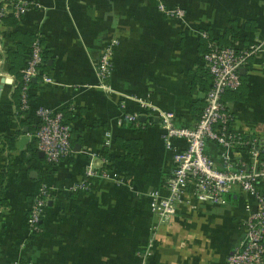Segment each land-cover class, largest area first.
Instances as JSON below:
<instances>
[{
  "label": "crops",
  "instance_id": "crops-1",
  "mask_svg": "<svg viewBox=\"0 0 264 264\" xmlns=\"http://www.w3.org/2000/svg\"><path fill=\"white\" fill-rule=\"evenodd\" d=\"M29 1L35 6L15 25L0 26V264H225L241 236L244 206L254 203L240 193L216 204L198 203L194 210L181 207L156 228L143 261L156 224L146 194L165 193L173 161L159 119L150 120L145 114L150 109L139 101L171 111L178 126H193L204 106L203 86L210 82L203 74L205 39L199 32L222 45L243 47L260 39L264 0H162L181 7L182 20L161 14L157 0ZM232 25L238 28L236 39L224 37ZM36 32L45 46L43 70L54 83L40 77L32 81L27 121L35 126L34 109L44 106L62 110L71 128L72 153L50 176L42 173L45 158L37 148V156L26 162L31 153L23 150L33 141L36 147L35 131L24 125L27 133L18 134L27 115H16L17 78L7 59L19 46L25 59ZM112 38L117 44L107 91L99 86L95 63ZM250 62L242 87L224 99L237 128L264 130V59ZM124 111L140 112L142 126L118 124ZM14 135L11 149L6 137ZM22 136L27 140L21 145ZM209 150L219 161L218 150ZM88 164L111 169L116 179L94 177L85 190L74 191ZM41 184L51 198L41 231L30 235L25 216L32 200L27 197H34Z\"/></svg>",
  "mask_w": 264,
  "mask_h": 264
},
{
  "label": "built area",
  "instance_id": "built-area-1",
  "mask_svg": "<svg viewBox=\"0 0 264 264\" xmlns=\"http://www.w3.org/2000/svg\"><path fill=\"white\" fill-rule=\"evenodd\" d=\"M34 6L29 0H0V26L8 15L19 20ZM157 8L167 18L182 20L185 16L181 7H168L162 0H157ZM199 34L207 40V50L201 60L210 82L203 94L204 106L194 125L178 126L171 111L156 109L137 99L143 108L150 109L145 113L150 120L159 119L161 139L173 161V168L163 185L165 193L153 189L146 194L156 224L151 228L152 235L141 256L144 261L150 254L156 228L171 221L181 207L194 210L198 203L216 204L223 202L227 195L240 193L252 198L254 203L244 206L247 216L241 236L227 255L225 264H264V130L237 128L235 116L224 100L226 93L238 90L242 84L239 69L248 66L251 59H264V34L243 47L236 43L222 45L206 31ZM116 44L115 38L107 42L95 63L99 86L107 91H111L107 80L112 74ZM25 61L26 65L19 70L20 79L15 83L19 88L18 116H25L30 111L29 88L33 78L54 83L43 70L45 46L40 32L34 34ZM34 114L38 120L33 134L35 145L45 161L57 164L69 157L72 153L71 128L63 111L39 106L34 109ZM140 115L137 111H124L117 123L130 122L140 126ZM105 137L107 144L110 134L106 133ZM210 146L218 150L219 161L209 150ZM94 177L115 180L116 174L111 169L96 170L88 164L85 178L72 189L85 190L89 179ZM50 193L49 188L41 184L31 201L26 216L30 235L41 231L40 221Z\"/></svg>",
  "mask_w": 264,
  "mask_h": 264
},
{
  "label": "trees",
  "instance_id": "trees-1",
  "mask_svg": "<svg viewBox=\"0 0 264 264\" xmlns=\"http://www.w3.org/2000/svg\"><path fill=\"white\" fill-rule=\"evenodd\" d=\"M3 22H4V23H7V24L15 25V24L18 22V19H16V18L13 17L12 15H8L6 18H4ZM26 36H28V35H26ZM225 36H228V37H230L231 39H236V38L238 37V28H237L235 25L230 26V28L227 29L226 34L224 35V37H225ZM33 38H34V35H33ZM33 38H32V40H33ZM222 38H223V37H222ZM204 39H205V38H204ZM32 40H31V42H32ZM204 41H205V49H204V52H205V51L207 50V40L205 39ZM252 42H253V41H252ZM30 44H31V43H30ZM226 44L229 45L230 42H229V43H226ZM226 44H223V45H226ZM23 52H24L23 47L19 46L16 52L9 53L8 56H7L8 61L11 63L10 72H12L13 74H15V76H16V78H17V81H19V79H20L19 70H20L21 68H23V67L26 65V61H25V59H24V57H23V55H22ZM203 69L205 70V71H203V74H204V76H205V74H206V80H208V78H209V80H210V76H209L207 70H206L204 67H203ZM243 79H244V76L241 75V80H242V82H243ZM31 85H32V81L30 82V86H31ZM208 87H209V85L207 86L206 83H205V85L203 86V90H204V92L208 89ZM241 87H242V85H241ZM241 87H240V88H241ZM240 88H239V89H240ZM239 89L236 90V91H234V92H228L227 94H232V95L235 96V93H237V92L239 91ZM16 91H17V97H16V102H17V104H16V108H17V105H18V91H19L18 86H17V88H16ZM224 100H225V99H224ZM202 108H203V107H202ZM201 110H202V109H201ZM200 113H201V111L199 112V114H200ZM28 114H29V112L26 114L27 116L24 117V118H27V119H25L24 121L21 122V124H20V128H19V130H18V134H21V133H22L21 130H22V128H23L24 125L28 126V132H31V131L33 132V131H35V129L37 128V126H38V120H37V122H36V125L32 127V126L30 125L29 121H27V120H29L28 118H30V117H29L30 115H28ZM198 117H199V115H198ZM68 119H70L69 114H68ZM65 121L68 122L67 118H66ZM141 126H142V125H141ZM16 137H17V135H14L13 138L8 137V136L6 137V142H7V147H8V148L14 149V147H15V142H16ZM70 142H71V139H70ZM33 143H34V141H33L32 143L30 142L29 144H27V146H26L25 149L23 150L24 153H26V152H30V153H31L30 158H28V159L26 160V162H27L28 164L30 163V160H31L32 158H34V157L37 156V150H36V147L34 146ZM124 146L127 148L126 143H124ZM23 159H24V156H23ZM63 160H64V159H63ZM60 162H61V161H60ZM60 162H59V163H60ZM57 164H58V163H57ZM57 164H52V163H48V162L45 161L44 166H43V171H42V173H43L45 176H50V175L52 174L53 170H54V167H55ZM0 194H1V190H0ZM226 197H227V196H226ZM27 199H28V201H31V200L33 199V196L29 195V196L27 197ZM3 200H4V198H3L2 196H0V203L4 202ZM27 213H28V209L26 210V216H27ZM26 216H25V218H26ZM42 223H43V219H41V221H40V225H42ZM31 238H32V237H31ZM20 264H23L22 261H20Z\"/></svg>",
  "mask_w": 264,
  "mask_h": 264
},
{
  "label": "water",
  "instance_id": "water-1",
  "mask_svg": "<svg viewBox=\"0 0 264 264\" xmlns=\"http://www.w3.org/2000/svg\"><path fill=\"white\" fill-rule=\"evenodd\" d=\"M239 72H240L241 75L245 74V68L244 67L240 68L239 69ZM34 80H35V78L32 79V81H34ZM22 132L24 134H26L27 133V127H23L22 128ZM26 140H27V138L25 136H22L21 139H20V144L22 145ZM39 154L42 155L43 153L42 152H39Z\"/></svg>",
  "mask_w": 264,
  "mask_h": 264
}]
</instances>
